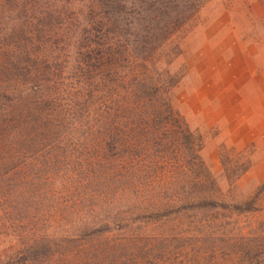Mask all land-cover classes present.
I'll list each match as a JSON object with an SVG mask.
<instances>
[{"label": "rangeland", "instance_id": "374dc122", "mask_svg": "<svg viewBox=\"0 0 264 264\" xmlns=\"http://www.w3.org/2000/svg\"><path fill=\"white\" fill-rule=\"evenodd\" d=\"M263 69L264 0H0V264H264Z\"/></svg>", "mask_w": 264, "mask_h": 264}, {"label": "trees", "instance_id": "16d2710c", "mask_svg": "<svg viewBox=\"0 0 264 264\" xmlns=\"http://www.w3.org/2000/svg\"><path fill=\"white\" fill-rule=\"evenodd\" d=\"M181 1V0H180ZM189 1V0H184ZM192 2V1H190ZM189 2V3H190ZM193 4H190V8H194ZM188 10H191L188 8ZM176 11H179L177 9ZM180 12H182L180 10ZM151 88V87H150ZM153 92H152V97L156 100L159 101V88L152 87ZM108 101H104L105 103L99 102V106H104L105 104L107 107H105L109 112H113L114 114L118 113L119 111L125 110L124 107L121 106H116V108L112 107V97L107 98ZM153 102L155 103L152 104L150 101L148 103H144L142 100L137 101V110L141 111L142 114L138 115L137 117V125H185V123L180 119V121H175L177 120V114L171 110L169 105L166 102H162L161 105L156 104L155 100ZM161 101V99H160ZM145 104L148 105L147 111L144 109ZM127 107V105H126ZM113 109V111H112ZM127 109V108H126ZM107 116H109V113L105 110L104 112ZM5 118V119H3ZM176 118V119H175ZM179 120V117H178ZM9 122L8 119V112L5 109H0V165H2L6 159L9 158L10 153H11V146L14 143L13 138H14V125H7ZM100 125V124H98ZM104 125V124H101ZM108 125H121L120 122L118 121H113L110 122ZM41 136V134L39 133ZM189 139V135L187 137ZM193 141V140H192ZM191 144V141H189ZM194 144L193 146L198 147L199 142L198 141H193ZM13 148V147H12ZM248 167V164L244 167L243 170H245ZM238 211H251L252 208L248 205L245 207L237 208ZM105 242V241H104ZM107 244V242H106ZM63 255L61 253L58 254V258H61ZM95 256L92 254L84 255L80 257L79 255L76 258V263L79 264L81 261H83L84 264H94L95 262Z\"/></svg>", "mask_w": 264, "mask_h": 264}, {"label": "crops", "instance_id": "0c3cea01", "mask_svg": "<svg viewBox=\"0 0 264 264\" xmlns=\"http://www.w3.org/2000/svg\"><path fill=\"white\" fill-rule=\"evenodd\" d=\"M256 85L258 88L253 91L252 96H249L252 102L248 104L252 106L249 105L245 114L241 113L239 118L237 117V125H264V69Z\"/></svg>", "mask_w": 264, "mask_h": 264}]
</instances>
